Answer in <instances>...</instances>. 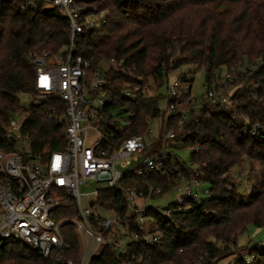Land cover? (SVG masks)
Wrapping results in <instances>:
<instances>
[{
	"label": "trees",
	"instance_id": "trees-1",
	"mask_svg": "<svg viewBox=\"0 0 264 264\" xmlns=\"http://www.w3.org/2000/svg\"><path fill=\"white\" fill-rule=\"evenodd\" d=\"M78 1L107 13L103 28L79 34L74 40L76 55L91 62L92 69L112 58L124 60L133 75L144 78V84L152 80L162 88L167 74L185 65L204 71L206 83L245 63L255 66L232 97L241 105L236 113L205 107L203 112L210 118L199 122L180 124L178 119L167 120V130L175 134L173 143L181 144L180 148H172L191 150L190 166L194 169L187 172L180 168V174L202 182L210 190V197L169 218L155 214L151 207L149 213L158 220L163 236L160 248L132 242L129 235L124 256L105 247L90 264H193L200 256H208L211 264H218L244 250L238 246V237L249 226L264 228V133L257 138L241 133L246 120L264 130V0ZM69 46L68 21L58 9H34L28 0H0V152H12L16 145L7 141V126L21 110L20 97L36 93V69L30 55L47 53L55 57ZM127 80L136 85L135 79ZM122 87L121 80L118 93ZM162 99L163 96L139 94L134 100H127L135 117L126 136H145L148 155L161 146L160 140L148 138L147 120L161 116ZM45 104L47 108L32 107L24 113L22 132L29 133L33 153L59 151L65 145L62 129L46 113L52 107L62 109V103L54 100ZM246 163L251 171L252 164L258 165L259 180L244 200L229 175ZM172 184V178L156 173L143 177L127 175L120 189L101 192L98 204L125 216L127 192L146 193L152 186L162 191L161 195L150 197L156 200L171 191ZM53 218L78 219L76 206L65 193L61 194ZM135 221V217L129 219L134 231ZM61 232L66 249L57 259L45 260L21 245L2 244L0 264H78L81 248L74 226L65 223ZM251 251L257 256L256 264H264V242Z\"/></svg>",
	"mask_w": 264,
	"mask_h": 264
},
{
	"label": "built area",
	"instance_id": "built-area-1",
	"mask_svg": "<svg viewBox=\"0 0 264 264\" xmlns=\"http://www.w3.org/2000/svg\"><path fill=\"white\" fill-rule=\"evenodd\" d=\"M28 1L34 9L38 6L58 9L68 21L70 46L64 52L55 57L47 53L30 55L36 69V93L27 94L33 98L32 107L36 109L47 108L45 103L54 100L62 103V109L56 106L46 113L48 119L62 129L65 145L59 151L33 153L29 133L22 132L26 110L21 107L10 119L7 141H14L16 145L12 152H0V246L21 245L45 260H54L66 249L61 229L65 223H71L80 242L78 264H90L101 256L105 247L124 256L129 243L123 245L122 239L129 240V235L132 242L151 249L160 248L163 236L158 220L149 213L151 207L147 206V201L151 196L161 195V189L151 186L146 193L127 192L126 215L120 216L98 204L100 193L105 190L94 191L97 203L83 209L80 188L98 183L106 190H118L127 175L143 177L156 173L162 178L173 179L171 190L176 192V199L163 213L152 207L155 214L169 218L173 213L189 211L193 203L198 205L206 201L210 190L199 180L187 179L179 172L180 168L188 172L194 167L181 162L175 154L176 149L172 148L175 134L167 130V120L178 119L180 124L199 122L204 117L210 118V114L203 112L205 107L236 113L241 105L232 99L235 94L232 85L240 79L246 81L247 72L254 69V64L240 65L224 77L206 83V92L200 100L192 97L183 81L173 80L174 75L168 73L163 85L167 90L168 116L162 134L152 138L160 140L161 146L148 155L145 136H126L135 117L127 100H134L139 94L162 96L161 88L152 80L144 84V78L133 75L124 66V60L112 58L108 67L92 69L91 62L76 55L74 50L75 37L103 28L107 13L78 0ZM129 77L135 79L136 85L127 80ZM121 80L124 87L118 93ZM150 121L147 120L149 125ZM241 133L257 138L264 130L259 124L246 120ZM92 134L97 135V139L88 145ZM20 142L23 144L21 150ZM229 177L239 178L234 172ZM63 193L74 202L77 220L56 221L53 218ZM139 204L144 207L140 208ZM131 217H135L136 231L129 225ZM239 260L243 264L258 262L251 252L243 254ZM65 263L74 264L72 261ZM193 264L211 262L208 256H200Z\"/></svg>",
	"mask_w": 264,
	"mask_h": 264
},
{
	"label": "rangeland",
	"instance_id": "rangeland-1",
	"mask_svg": "<svg viewBox=\"0 0 264 264\" xmlns=\"http://www.w3.org/2000/svg\"><path fill=\"white\" fill-rule=\"evenodd\" d=\"M101 68L108 67V60L101 62ZM247 63H245V66ZM171 74L174 75L173 80H189L192 82L184 83V86L187 89L191 90V95L195 99L200 100L202 96L205 94V72L198 69L195 65H185ZM227 72L222 74L224 77ZM240 83V84H239ZM191 85V86H190ZM243 85V80H239L235 84L232 85V92L236 93V91ZM132 92L135 91L134 87H132ZM152 94H154V88L151 85ZM159 93L163 96V99L160 103L161 116L156 119H152L150 121L149 129L150 134L148 138H156L160 136L164 130V121L168 116V98H167V90L166 87H162ZM20 104L23 109L29 111L32 108L33 98L29 95H23L20 97ZM97 139V135L92 134L87 141L88 145H92ZM23 144L20 142V150ZM174 146L177 148L181 147L179 142H174ZM175 154L179 157L180 161L185 163L187 166H190V157L191 150L190 149H182L176 150ZM252 171L250 168V164L246 163L242 166V168H236L233 172L236 173L239 178L233 180L229 178L230 182H233L237 185L239 193L242 199H248L251 195V191L257 186L259 180V167L257 164H252ZM106 190L105 186L98 183H93L88 186H82L80 188L81 193V206L83 209L90 208L94 204L97 203V196L94 194V191H102ZM176 199V192L174 190L169 191L164 194L162 197L156 200H148L147 206L158 209L161 213L165 212L167 207L173 203ZM140 208L144 207V205L139 204ZM264 242V228H256L254 226H249L247 230L238 237V246L245 248L244 250L235 252L234 256H228L222 260L218 264H238L239 257L245 253L251 252L252 249L260 244L263 245ZM123 245L129 243V240L126 238L122 239Z\"/></svg>",
	"mask_w": 264,
	"mask_h": 264
}]
</instances>
